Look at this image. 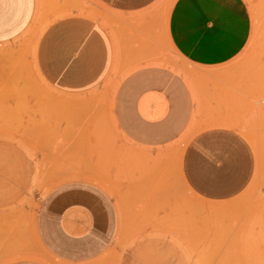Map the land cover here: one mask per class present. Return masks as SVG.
<instances>
[{
  "label": "rangeland",
  "instance_id": "rangeland-1",
  "mask_svg": "<svg viewBox=\"0 0 264 264\" xmlns=\"http://www.w3.org/2000/svg\"><path fill=\"white\" fill-rule=\"evenodd\" d=\"M178 1L158 0L123 18L98 0H40L29 31L0 47V139L21 148L35 171L22 180L23 195L0 209V256L29 250L45 264H59L35 239L37 210L54 188L84 181L114 200L120 220L101 264H117L129 253L130 264H264V113H247L264 108V0H245L251 39L231 63L217 67L195 65L173 45L168 31ZM76 15L110 32L118 26L116 65L86 94L60 92L37 65L50 23ZM151 68L167 72L168 95L178 89L184 97L151 94L137 99L136 108L133 99L119 98L129 77L140 74L138 90ZM257 92L263 97L246 98ZM214 127L250 130L263 156L253 182L260 191L227 213L187 194L182 175L187 145Z\"/></svg>",
  "mask_w": 264,
  "mask_h": 264
},
{
  "label": "crops",
  "instance_id": "crops-1",
  "mask_svg": "<svg viewBox=\"0 0 264 264\" xmlns=\"http://www.w3.org/2000/svg\"><path fill=\"white\" fill-rule=\"evenodd\" d=\"M98 1L118 16L130 18L158 0ZM39 10L40 0H0V47L29 31ZM171 24L168 33L176 50L193 64L205 67L231 63L245 50L253 34L245 0H179ZM116 27L110 32L77 15L54 20L38 43L37 65L42 77L67 94H86L100 87L116 65ZM167 76L161 69L145 70V85L137 90L134 84L140 74L133 75L126 81L128 90L119 98L133 99L135 108L137 99L151 94L183 98V90L168 95L164 85ZM261 97L257 92L246 98ZM249 108L248 114L264 113L259 105ZM142 124L161 127L160 123ZM254 135L250 130L231 127L209 128L195 135L182 159L187 194L209 208L223 207L226 213L252 200L260 191L253 182L263 162ZM30 162L16 144L0 139V209L23 195L22 180L33 178L35 173L26 167ZM119 227L114 200L99 186L84 181L54 188L40 203L34 220L38 245L59 264L103 263L114 247ZM2 258H10L4 264H45L29 250ZM131 258L130 253L124 255L117 264H130Z\"/></svg>",
  "mask_w": 264,
  "mask_h": 264
}]
</instances>
